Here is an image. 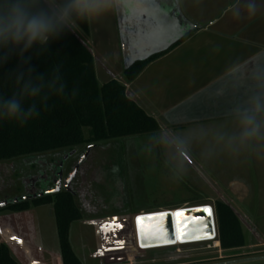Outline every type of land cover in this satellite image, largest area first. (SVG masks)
Returning <instances> with one entry per match:
<instances>
[{"label":"rangeland","instance_id":"374dc122","mask_svg":"<svg viewBox=\"0 0 264 264\" xmlns=\"http://www.w3.org/2000/svg\"><path fill=\"white\" fill-rule=\"evenodd\" d=\"M81 30L73 31L89 47ZM178 134L159 130L97 144L91 150L72 183L82 219L71 225L70 243L82 264H215L264 256V148L209 146L207 139L193 145L191 131ZM88 146L70 157L63 180ZM31 160L0 162V202L30 193L21 181L30 183ZM242 179L260 193L245 195L226 187L229 180ZM32 200L26 201L31 208ZM217 201L230 204L238 215L243 248L223 250L215 248L213 241L145 250L137 246L136 215L203 204L215 213ZM9 206L0 210V224L13 226L12 217H3L11 211ZM35 209L38 213L30 221L34 242L60 250L52 205ZM245 264H264V260Z\"/></svg>","mask_w":264,"mask_h":264},{"label":"crops","instance_id":"0c3cea01","mask_svg":"<svg viewBox=\"0 0 264 264\" xmlns=\"http://www.w3.org/2000/svg\"><path fill=\"white\" fill-rule=\"evenodd\" d=\"M178 2L197 29L151 60L130 83L123 76L117 14L89 22L88 31L81 32L94 56L98 81H122L127 96L158 122L161 131L183 135L191 131L193 145L207 139L209 146L252 145L263 149L264 140L241 144L235 139L240 126L234 110L246 105L256 90L253 73L264 69V0ZM171 24L177 29L176 21ZM226 187L245 195L259 192L244 179L229 180ZM38 207L11 210L3 216L12 217L14 225L1 222L0 241L19 264H63L59 249L34 242L30 221ZM6 226L11 235L4 234Z\"/></svg>","mask_w":264,"mask_h":264},{"label":"trees","instance_id":"16d2710c","mask_svg":"<svg viewBox=\"0 0 264 264\" xmlns=\"http://www.w3.org/2000/svg\"><path fill=\"white\" fill-rule=\"evenodd\" d=\"M80 28L87 32L88 23ZM162 54L124 69V79L127 83L132 82L151 60ZM26 55H31L32 59L23 64V68L31 69L33 76L44 73L46 79H51L54 69L59 66L66 88L63 94H49L47 108L36 98L39 115L24 125L17 121L0 120V162L32 159L31 166L35 167L34 161L44 158L52 165L67 153L77 152L85 144L95 147L97 144L150 135L160 130L158 122L127 96L122 81L111 79L103 84L98 81L94 56L73 30H66L52 41L43 54L37 55L32 50ZM18 64L20 61L13 56L0 67V95L12 94L14 81L6 73L16 69ZM73 90L76 91L75 96L72 95ZM30 103L32 101L25 100L24 108ZM85 129L89 130L87 136ZM32 201L33 207H53L63 264H82L70 243L71 225L82 219L74 194L62 190ZM28 204L24 201L8 206L12 211H24L31 208ZM215 219L217 239L223 250L245 246L240 219L228 203L216 202ZM0 264H19L1 241Z\"/></svg>","mask_w":264,"mask_h":264},{"label":"clouds","instance_id":"9594fccd","mask_svg":"<svg viewBox=\"0 0 264 264\" xmlns=\"http://www.w3.org/2000/svg\"><path fill=\"white\" fill-rule=\"evenodd\" d=\"M140 5L141 0H0V67L13 56L20 61L16 69L6 73L15 88L10 96L0 95V120L24 125L39 115L36 98L47 108L49 94L65 92L59 66L51 79H46L44 73L33 76L31 69L23 68L32 59L26 54L35 50L41 55L66 30L78 31L82 24L107 14L134 16L141 10ZM253 81L256 90L245 106L234 110L240 126L235 139L241 144L264 140V69L253 73ZM25 100L32 101L26 109Z\"/></svg>","mask_w":264,"mask_h":264},{"label":"water","instance_id":"95a60500","mask_svg":"<svg viewBox=\"0 0 264 264\" xmlns=\"http://www.w3.org/2000/svg\"><path fill=\"white\" fill-rule=\"evenodd\" d=\"M140 8L141 10L134 16H126L124 13L117 14L124 69L168 51L197 29V25L181 11L178 0H141ZM166 11L171 13H166ZM175 21L178 23L177 29L171 24ZM93 148L94 146L90 145L82 153L75 169L66 178L64 186H62L64 162L76 151L69 152L62 157L54 188L2 201L0 209L11 204L52 195L62 190L73 193L72 182ZM206 209H210V214ZM212 209L209 205H201L137 215L134 219L136 244L139 249L145 250L147 247L172 246L178 241L182 244L211 241L217 237L215 213ZM137 217L142 218L139 224ZM142 244L144 246H141ZM259 260H264V256L215 264H245Z\"/></svg>","mask_w":264,"mask_h":264},{"label":"flooded vegetation","instance_id":"af4514ba","mask_svg":"<svg viewBox=\"0 0 264 264\" xmlns=\"http://www.w3.org/2000/svg\"><path fill=\"white\" fill-rule=\"evenodd\" d=\"M78 153L75 152L74 155L71 156V158H73L74 156H76ZM82 155V154H81ZM80 155V156H81ZM80 156L78 158V161L80 159ZM70 157L64 162V166H63V173H64V169L65 166L67 164V162L71 159ZM62 159V158H61ZM57 161V164H50L48 163L46 160H42L41 162H37L36 161V165L35 167H29L28 169H30L29 171V179H30V183H27L25 181H21L23 183V189L24 191H28L30 193L26 194H33V193H37L40 192L42 190H46V189H51L54 188V182L56 181V174L58 173V166L60 164V161ZM78 161L76 163V165L78 164ZM76 165L74 166V168L72 169V171L75 169ZM81 167V166H80ZM80 170V169H79ZM70 171L68 173V175L72 172ZM79 172V171H78ZM50 173V174H49ZM67 175V177H68ZM78 175V174H77ZM66 177V178H67ZM66 178L62 181V186H64L65 180ZM76 178V177H75ZM75 180V179H74ZM73 180V181H74ZM73 183V182H72ZM73 189V188H72Z\"/></svg>","mask_w":264,"mask_h":264},{"label":"bare ground","instance_id":"6f19581e","mask_svg":"<svg viewBox=\"0 0 264 264\" xmlns=\"http://www.w3.org/2000/svg\"><path fill=\"white\" fill-rule=\"evenodd\" d=\"M203 205H206V204H203ZM197 206H201V205H197ZM191 207H195V206H191ZM183 208H187V207H183ZM168 209H165V210H160V211H156V212H163V211H167ZM175 209H172L171 211H174ZM213 210V209H212ZM214 211V210H213ZM148 213H155V212H143V213H140L139 215H143V214H148ZM137 216V215H136ZM135 224V223H134ZM134 228H135V225H134ZM135 239H136V233H135ZM211 241H213V245L215 248H218L220 247V242L216 239V237L214 239H212ZM182 244L181 242H176V243H173L172 245H180ZM148 248H153V247H147Z\"/></svg>","mask_w":264,"mask_h":264},{"label":"snow or ice","instance_id":"6c2138e0","mask_svg":"<svg viewBox=\"0 0 264 264\" xmlns=\"http://www.w3.org/2000/svg\"><path fill=\"white\" fill-rule=\"evenodd\" d=\"M206 211H209V214H210V209H206ZM177 214H180V213H177ZM161 215H164V214H161ZM141 219H142L141 217H137V223H138V224H139V222H140ZM106 227H107V226H106ZM117 227H120V225H117ZM213 232H214V228H213ZM4 234H5L6 236L11 235V230H10V228H8L7 226H6V228H5V232H4ZM12 238L14 239L15 236H13ZM174 238H178V237H174ZM165 242L167 243V242H170V241H165ZM121 244H122V242H121ZM141 246H144V245L142 244ZM25 251H26V252L28 251L27 246L25 247ZM101 254H102V253H101Z\"/></svg>","mask_w":264,"mask_h":264}]
</instances>
